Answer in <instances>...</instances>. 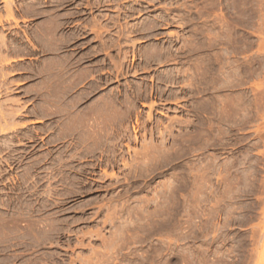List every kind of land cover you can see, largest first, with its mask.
Here are the masks:
<instances>
[{
  "label": "rangeland",
  "instance_id": "rangeland-1",
  "mask_svg": "<svg viewBox=\"0 0 264 264\" xmlns=\"http://www.w3.org/2000/svg\"><path fill=\"white\" fill-rule=\"evenodd\" d=\"M0 264H264V0H0Z\"/></svg>",
  "mask_w": 264,
  "mask_h": 264
},
{
  "label": "bare ground",
  "instance_id": "bare-ground-1",
  "mask_svg": "<svg viewBox=\"0 0 264 264\" xmlns=\"http://www.w3.org/2000/svg\"><path fill=\"white\" fill-rule=\"evenodd\" d=\"M10 11H11V9H10ZM12 13V12H11ZM11 15V14H10ZM9 15V16H10ZM148 52V51H147ZM160 55V54H159ZM145 60V59H144ZM170 60V59H169ZM165 73V72H164ZM103 107V106H102ZM150 107H151V105H150ZM100 110H102L101 108H99ZM153 164V163H152ZM155 164H156V162H155ZM156 166V165H155ZM151 169V168H150ZM60 230V229H59ZM57 231V230H56ZM54 232V231H53Z\"/></svg>",
  "mask_w": 264,
  "mask_h": 264
}]
</instances>
